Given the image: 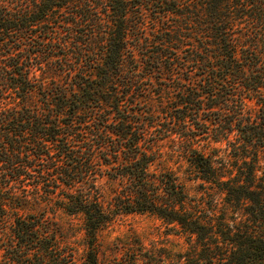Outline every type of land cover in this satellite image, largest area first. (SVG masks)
I'll list each match as a JSON object with an SVG mask.
<instances>
[{
    "label": "trees",
    "instance_id": "16d2710c",
    "mask_svg": "<svg viewBox=\"0 0 264 264\" xmlns=\"http://www.w3.org/2000/svg\"><path fill=\"white\" fill-rule=\"evenodd\" d=\"M155 1L159 19L174 13L195 33L187 67L198 78L176 92L171 124L153 135L228 141L242 166L232 174L190 147L192 178L216 184L230 205L248 202L250 218L206 213L175 172L150 168L152 117L120 90L137 69L127 34L143 23L147 0H0V264H264V203L255 162L244 156L248 146L252 155L264 146L263 50L239 36L253 26L264 47V0ZM168 31L163 44L175 48L178 27ZM49 65L63 80L36 74ZM244 96L255 98L254 116L244 112ZM102 174L118 184L109 200L101 198ZM26 204L42 207L21 213ZM58 209L82 219V262L48 215ZM132 212L161 219L190 248L167 257L139 244L102 263L98 232Z\"/></svg>",
    "mask_w": 264,
    "mask_h": 264
},
{
    "label": "rangeland",
    "instance_id": "374dc122",
    "mask_svg": "<svg viewBox=\"0 0 264 264\" xmlns=\"http://www.w3.org/2000/svg\"><path fill=\"white\" fill-rule=\"evenodd\" d=\"M147 2H149V7L143 9L144 15L141 20L143 23H136L127 34V46L132 49L137 69L132 76L130 87L120 90L123 92L129 90V96L125 102L133 106L135 111L142 114L145 119L148 116L152 117V119H148L152 120V125L148 128L153 135L158 134V130L162 131L163 128H167L171 124H169V116L176 92L182 89L183 85L193 84L198 75L195 74V69H192L191 66L187 67L189 64L187 48L196 43L195 33L186 28L184 19L174 13H168L163 19H159L157 13L151 10L157 4L156 1L147 0ZM177 27L179 39H172L175 48H168L163 44L162 39L168 36L167 34L170 32L168 30ZM254 28L253 26L242 28L241 35L238 34L240 38H243V43L247 44L248 42L259 49L261 48L264 60V47L259 33ZM173 35L175 34L173 33ZM163 50L167 51L166 55ZM172 56L176 57V62H173L174 68L171 69L168 68L166 60ZM125 65V69H128L127 60H125ZM36 74L43 77L45 81H49L51 78L63 80V75L50 65L45 66L41 71L37 70ZM243 102L244 112L253 116L258 112L259 106L255 102V98L244 96ZM153 136L155 138L151 150L155 152L156 157L150 168L157 170L165 168L175 172L183 182L189 197L192 198L190 202L198 201L200 208L206 213L209 212L213 216L220 214L228 222L237 223L245 221L247 217L250 218L244 209L248 202L242 200L238 204L230 205L225 201L224 193L216 184L204 183V185H200L198 180L192 178L194 168L187 159V148L190 147L209 155L215 164H222L232 174L237 171L238 166H242L240 158L243 154L233 149L228 141L221 139L215 142L211 139L206 140L200 135H196L192 139H184L175 134H167L162 137ZM228 137L233 141V132ZM247 149L249 152H246L244 156H247L246 160L255 162L254 184L257 185L258 192L262 194L261 198L264 203V146L258 148L256 155H252L251 146H248ZM97 183L101 198L104 200H109L118 186L115 180L108 179L104 174L97 177ZM41 207L42 205L39 204H26L20 209V212H38ZM49 214L61 231L62 243L71 248L77 262H82L87 245L84 240L81 217L68 215L59 209L55 210L53 214ZM168 226L161 219L147 213H118L109 225L98 232L97 257L102 263H105L115 256H120L127 248H135L139 244L143 246V249L152 253H161L167 257L177 256L178 253L188 250L191 242L186 239L184 234L173 233Z\"/></svg>",
    "mask_w": 264,
    "mask_h": 264
}]
</instances>
